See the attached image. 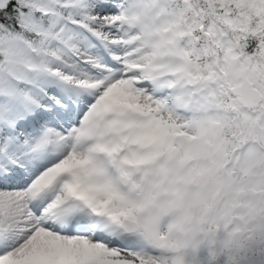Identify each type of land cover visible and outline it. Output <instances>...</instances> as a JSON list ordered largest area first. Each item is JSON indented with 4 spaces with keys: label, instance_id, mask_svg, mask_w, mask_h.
Segmentation results:
<instances>
[{
    "label": "snow or ice",
    "instance_id": "obj_1",
    "mask_svg": "<svg viewBox=\"0 0 264 264\" xmlns=\"http://www.w3.org/2000/svg\"><path fill=\"white\" fill-rule=\"evenodd\" d=\"M0 264H264V0H0Z\"/></svg>",
    "mask_w": 264,
    "mask_h": 264
}]
</instances>
